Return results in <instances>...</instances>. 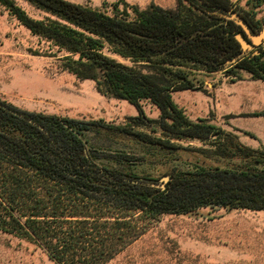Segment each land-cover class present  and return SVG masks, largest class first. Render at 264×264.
<instances>
[{
  "label": "trees",
  "instance_id": "trees-1",
  "mask_svg": "<svg viewBox=\"0 0 264 264\" xmlns=\"http://www.w3.org/2000/svg\"><path fill=\"white\" fill-rule=\"evenodd\" d=\"M22 1L38 16L18 0H0V6L57 51L93 63L106 92L138 108L127 124L109 128L173 156L191 150L207 158L209 152L225 163L186 162L165 173V187L147 185L160 183L135 170V156L97 162L85 134L98 122L29 111L0 98V230L42 246L58 264H107L163 215L204 207L264 211V146L192 120L172 94L194 89L198 70L227 67L234 76L245 70L264 81V43L244 50L237 34L250 39L227 18L235 10L229 0H177L175 8L104 3L111 12L72 0ZM142 100L159 109L157 119L148 117ZM146 123L162 136L135 130ZM194 139L212 143L203 149L175 141Z\"/></svg>",
  "mask_w": 264,
  "mask_h": 264
},
{
  "label": "rangeland",
  "instance_id": "rangeland-1",
  "mask_svg": "<svg viewBox=\"0 0 264 264\" xmlns=\"http://www.w3.org/2000/svg\"><path fill=\"white\" fill-rule=\"evenodd\" d=\"M107 10L104 3L117 0H72ZM141 8L154 2L175 8L177 0H126ZM232 7L264 29V0H229ZM30 14L38 11L18 0ZM100 70L51 47L40 36L0 6V98L36 112L55 113L98 122L85 134L88 147L100 164H110L115 155L135 156L140 175L152 176L165 184V174L174 166L185 167L195 160L218 164L214 155L205 158L183 150L176 155L119 133L117 127L138 114L130 101L112 96L98 83ZM194 89L172 92L176 103L192 120L203 118L251 147L264 146V81L245 70L236 76L227 67L215 72L198 70ZM148 117L157 119L159 109L142 100ZM162 136L156 124L134 127ZM185 147L209 149L211 139L175 140ZM209 151V150H208ZM0 264H58L46 250L24 238L0 230ZM107 264H264V211L204 207L187 215H163L148 231Z\"/></svg>",
  "mask_w": 264,
  "mask_h": 264
},
{
  "label": "water",
  "instance_id": "water-1",
  "mask_svg": "<svg viewBox=\"0 0 264 264\" xmlns=\"http://www.w3.org/2000/svg\"><path fill=\"white\" fill-rule=\"evenodd\" d=\"M227 18L234 20L236 23L242 26L245 33L247 34L250 41L246 40L244 36L239 33L237 34V39L241 42L245 51L251 50L260 46L264 43V29L261 32H254L249 24L245 21L244 17L236 10L230 9L225 12ZM170 175H166L164 180H169ZM144 184L155 186V187H165V184L143 182Z\"/></svg>",
  "mask_w": 264,
  "mask_h": 264
}]
</instances>
